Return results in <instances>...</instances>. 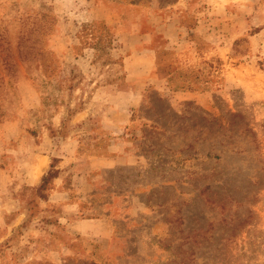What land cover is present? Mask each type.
Masks as SVG:
<instances>
[{"label": "rangeland", "instance_id": "obj_1", "mask_svg": "<svg viewBox=\"0 0 264 264\" xmlns=\"http://www.w3.org/2000/svg\"><path fill=\"white\" fill-rule=\"evenodd\" d=\"M0 264H264V0H0Z\"/></svg>", "mask_w": 264, "mask_h": 264}, {"label": "trees", "instance_id": "obj_2", "mask_svg": "<svg viewBox=\"0 0 264 264\" xmlns=\"http://www.w3.org/2000/svg\"><path fill=\"white\" fill-rule=\"evenodd\" d=\"M54 172H50V174H48V176H43L42 177V184L40 187H38L37 191H41V189L44 187V185L46 184V182L48 181L49 178H55L56 176H54Z\"/></svg>", "mask_w": 264, "mask_h": 264}, {"label": "crops", "instance_id": "obj_3", "mask_svg": "<svg viewBox=\"0 0 264 264\" xmlns=\"http://www.w3.org/2000/svg\"><path fill=\"white\" fill-rule=\"evenodd\" d=\"M41 174H42V173H41ZM41 174H40V175H41ZM40 175H39V176H37V178H39V177H40Z\"/></svg>", "mask_w": 264, "mask_h": 264}]
</instances>
